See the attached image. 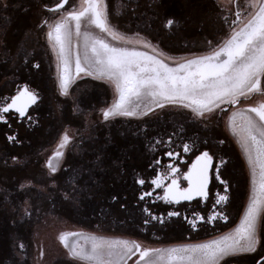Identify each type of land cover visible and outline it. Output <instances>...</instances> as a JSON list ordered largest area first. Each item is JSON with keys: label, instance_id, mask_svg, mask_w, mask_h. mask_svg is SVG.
Listing matches in <instances>:
<instances>
[{"label": "snow or ice", "instance_id": "snow-or-ice-1", "mask_svg": "<svg viewBox=\"0 0 264 264\" xmlns=\"http://www.w3.org/2000/svg\"><path fill=\"white\" fill-rule=\"evenodd\" d=\"M8 7L7 0H0V8ZM42 7L54 19L43 18L36 27L44 31L55 54L61 95H68L69 86L76 78L93 77L114 89L111 104L100 109L105 122L150 114L159 118L166 109L186 114L205 128L226 119V127L239 143L251 174V191L243 215L226 232L202 242L168 248L147 247L136 240L61 232L58 239L65 250V264H244L247 260L251 264H264V101L248 103L253 96L264 97V0H220V3L214 0V13L208 19L219 22L223 35L215 43V38L206 39L207 50L203 53L189 52L180 57L169 55L160 49L159 42L154 44L139 32L132 37L120 32L111 22L114 17L108 0H80L79 4L74 0H55ZM186 7L193 14L200 11L197 0H186ZM175 23L169 17L164 27L170 29ZM33 66L40 67L39 63ZM39 100V94L27 83L17 86L14 95L0 101V121L7 122L6 114L12 111L21 118L26 117L29 107ZM27 119L31 121L33 117L27 115ZM185 134L186 129L181 126L167 134L166 139L155 141L167 146L163 155L169 162L150 180L152 190L141 192L139 199L143 201L145 197H152L155 189H162L163 194L156 193V199L168 203L179 204L195 197L207 200L211 175L220 181L224 191L216 193L207 214L194 212L189 217L179 210H171L165 216L145 206L142 209L146 214L142 220L144 226L154 227L153 222L165 225L166 217L183 216L195 231L200 226L215 228L218 221H229L223 208L229 201V182L221 177V168L228 160L207 148L201 150L200 145H206L207 140L186 139ZM7 139L20 142L15 135H8ZM71 140L65 131L48 157L49 180L45 184H50L51 191L43 188L39 194L50 198L52 191L60 190L56 173ZM218 144H225V140H218ZM189 153L194 159L187 171L181 172L179 164L173 161L184 160ZM154 163L159 166L161 161L156 159ZM181 176L187 181L186 187L179 183ZM87 181H91V175ZM137 183L144 185L145 180L138 179ZM81 184L95 195L94 182L88 183L81 176L71 193H61L63 198L75 200L77 193L86 196L88 193ZM28 185L35 187L31 181ZM19 187L23 190L26 185ZM24 205L25 216L36 210L34 201L29 204L25 200ZM124 207L122 204L121 208ZM16 247L21 252L25 249L23 243ZM44 255L41 248L39 256Z\"/></svg>", "mask_w": 264, "mask_h": 264}, {"label": "flooded vegetation", "instance_id": "flooded-vegetation-1", "mask_svg": "<svg viewBox=\"0 0 264 264\" xmlns=\"http://www.w3.org/2000/svg\"><path fill=\"white\" fill-rule=\"evenodd\" d=\"M113 1V6L116 7L117 0ZM121 1L127 3L121 4ZM128 1H131V5ZM47 3H52V1L49 0ZM200 3L202 2L200 1ZM200 3L198 4L201 5ZM119 4L123 16L124 25L122 26L129 32L126 33L128 36H133L136 32H139L142 37H149L150 35L155 39L153 40L155 43L164 44L167 47L165 51L171 55H178L179 52L187 53L186 51L190 52L196 49L194 48L197 46L196 42L186 45L184 40L186 33L189 36L194 31L192 23L197 18L195 17L196 14H193L186 7V0H120ZM132 10H134V13L130 14ZM43 13L48 14L45 10ZM169 17L174 18L176 23L172 28L166 29L164 24ZM30 33H33L30 34V37L35 41L36 29ZM158 38L160 41L157 40ZM43 39L45 40L44 36H42V41ZM178 41L182 42L179 47L183 49H176L180 44ZM24 45L23 49L16 52V57L15 55L10 56L9 52L0 49V57L11 58V60L0 62V101L4 97L14 95L16 87L25 83L29 85L31 90L39 94L40 100L29 107L24 118L19 117V114L14 111L7 113V122L0 121V133L3 131L1 130L3 126H7L9 129L15 128L14 133L11 135L17 134L19 130L16 129V123L20 122H24L29 128H34L39 124V118L43 116L47 105H52L50 100L54 92V83L50 79H53V76L50 75L51 72H49V68L47 69L44 62L43 50H37L32 42ZM185 47H188L189 50L184 49ZM12 58L16 59L12 61ZM18 58H21L20 65ZM10 61L12 63H9ZM36 63H39V68L33 66ZM94 84L98 86V90L97 88L77 89L81 93H78V97H76L79 105L76 110L83 115V109L80 106L84 108L92 107V110L95 111V115L92 114V117L97 118L96 114L100 112L101 106L109 102L110 93L104 83L94 81ZM76 88L72 86L68 95H71ZM65 100L68 101V104L63 106L64 112L70 107L73 108L70 101ZM71 102L72 104L75 103L74 99ZM85 104L87 106H84ZM167 111L169 112L162 113L159 118L150 114L148 117H117L108 122L97 119L88 123V133L91 132L88 135L78 132L79 138L76 145H74L75 147H68L67 145L64 149L60 170L56 173L60 190L52 191L50 198L47 194H44L47 213L55 214L59 211L63 216L69 217V222L72 223L75 229L80 228L91 233L112 236L114 234L127 235L142 245L153 248L202 242L235 227L239 223V219L248 203L251 191V174L239 143L226 127V119L209 124L205 128L202 123L193 121L186 114L170 113L171 109ZM27 115H31L33 119L29 121ZM90 124H94L96 127L90 126ZM181 126L186 129V139L208 141L206 145H200L201 150L207 148L211 153L224 156L228 160L227 165L221 168V177L229 182L227 193L229 201L223 205L226 214L229 215V221L227 223L218 221L215 228L200 226L193 231L187 221L183 219V216L170 219L166 217L165 225H159L156 222H153L154 227L142 225V220L146 215L142 209L145 206L151 208L157 214L164 213L165 216L167 211L171 210H179L183 215L189 217L194 212L207 214L211 211L216 193L224 191L220 181L214 175H211L207 200L195 197L192 201H181L179 204L168 203L156 199V193L163 194L162 189H155L153 196L145 197L143 201L139 199L141 192L152 190L153 186L150 185V180L169 162V158L163 155L164 151L167 150V146L155 144V141L161 138L166 139L167 134ZM72 127L74 128L73 125ZM98 127H101V129H98ZM61 129L62 127L59 128L55 122H52L51 127L41 134L45 136L46 140L43 143L40 141L39 148L35 151L41 154L43 151L48 150L52 144L56 143ZM5 135L7 137L10 134L6 131ZM15 136H18V134ZM37 136L38 133L34 135L35 138ZM80 136L83 139L82 141H78L81 140ZM220 139H224L225 144L219 145L218 140ZM21 143L20 141L19 144ZM177 143H179L178 140ZM154 144L155 148L153 147ZM156 159L161 161L159 166L154 163ZM193 159L194 155L189 153L184 160H174L173 162L178 163L181 172H183L187 171V166L190 165ZM149 165H152V167H149ZM73 170L75 171L73 172ZM89 175H91V181H87ZM81 176L88 183L94 182L93 192H95V195L88 192L84 184H81L80 187L88 194L85 196L77 193L75 194V200H65L61 193L65 191L71 193L72 186ZM138 179H144L145 184H138ZM46 180H49L48 171L44 182ZM168 182L165 181V183ZM1 183L0 253L10 255L9 264H28L29 258L26 253L30 242L28 241L30 232H26L27 230L21 232V229L30 228L27 225H25L26 227L20 225V207L17 204L20 201V196L25 197L27 195L18 188L10 193L9 189L3 186V182ZM179 183L182 187L187 186V181L182 176ZM46 188L51 191L50 184ZM27 190L26 192L33 200L42 196L39 194L37 187ZM112 196L117 197V199L112 200ZM9 203L14 205L16 209L12 211L9 208ZM122 204L125 205L124 208H121ZM19 243L25 245L23 252L16 247ZM59 245L60 249L58 251L49 252L51 257L47 264H65V250L62 244ZM20 255L23 256V260L18 259ZM46 262V258L41 260V264H46ZM0 264H4L3 261ZM244 264H251V261L247 260Z\"/></svg>", "mask_w": 264, "mask_h": 264}, {"label": "rangeland", "instance_id": "rangeland-1", "mask_svg": "<svg viewBox=\"0 0 264 264\" xmlns=\"http://www.w3.org/2000/svg\"><path fill=\"white\" fill-rule=\"evenodd\" d=\"M48 1L49 0H7L9 7L7 9L0 8V25H3V28H0L1 51L4 49L7 51V53L9 52L8 54H10V56L15 55L16 57V52L23 49L25 47L24 45L25 43L32 42V44L35 45V48L37 50H43L42 53L44 54L43 56L44 62L47 65V69L49 68L48 69L49 72H51L50 75L53 76V79L51 78L50 80H52L54 83V92L52 93L50 100L52 105L49 104L47 105V109L45 110L43 116L39 118L40 121L39 124L34 128H29L24 122L16 123L17 126L16 129L19 130V131L17 130L18 136H16V139L21 141L22 142L21 144L15 141L10 142L5 135L6 131L10 135L13 134L15 128L9 129L7 126H3V129H1L3 131H1L0 133V184H2L1 182H3V186L5 188H8L10 193L15 191L17 188L22 192L28 193L26 192L28 191L27 189L33 188L31 185H28V181H31L32 185L37 187V189L39 190L46 188L47 185L44 182L48 171L46 168V161L48 157L52 155V152L55 150L56 145L59 142L63 132L67 131L69 136L72 137V140L69 142L68 147L69 146L73 147L74 145H76V141L79 138L78 132H83V135H88L91 131L88 133L89 127L87 124L96 121L97 119H99V121L103 120L100 112L96 114L97 118L92 117V114L95 115V111L92 110L93 109L92 107L84 108L83 106H80L83 109V115L79 114L80 112L76 110V108L79 107V105L77 104L78 101L76 97H78V93H81L79 90H77L78 88H83L88 90L90 88H97L98 90V86L94 84V81L104 83L105 85H107L108 87L107 90L110 93V100L104 106H101V108L107 107L109 104H111L115 95L114 89L110 84L104 81L96 80L93 77H85L83 79L76 78L74 82L69 86V92L71 91L72 86L77 87L72 92V94L67 96L61 95L59 83L57 80L55 54L52 52L51 46L47 41L44 31H40L36 27L37 24L40 22V20L43 18L47 17L54 19V16H52V14L43 13L44 9L42 5L44 3H47ZM51 1L52 3L55 2V0H51ZM119 1L120 0H117L116 7H114L113 6L114 1L108 0L110 6V13L114 17V19H112L111 22L115 27H117V29L121 30L120 32L127 35L126 33L129 32H127L125 28H123L122 26L124 24H123V16L121 15L122 11L120 10L121 5L119 4ZM200 1L202 3H200ZM74 2L76 4H79L80 0H76ZM123 3H127V2L121 1V4ZM128 3L131 5V1H128ZM197 3L201 4L199 11L201 15L198 16V18H195V22L192 23L193 24L192 27L194 31L191 32L189 36L187 35L188 33H186L184 40L186 45L192 44V42H196L197 46L194 47L196 49L190 52L200 54L207 50V46L205 44L206 39L215 38L214 39V43H215L216 40H218L223 35V33L220 31V24L218 21L208 19V17L213 16L214 13V0H197ZM216 3H220V0H216ZM35 29L37 36L35 38V41H33L30 37L31 36L30 34L33 33L30 32L31 31L33 32V30ZM83 30L84 28L82 26V31ZM89 30H93V29H89ZM94 31H98V30H94ZM38 34L40 35L38 36ZM42 36L45 37V40L43 39V41H42ZM147 38L152 40V42L155 44V42L153 41L155 39L153 37H150L149 35V37ZM157 40L160 41L159 38ZM179 43L180 44L178 45V47H176L177 50L183 49L179 47L182 42ZM5 45L7 47H5ZM159 47L163 51L167 50V47L164 44H159ZM184 49H188V47H185ZM186 52L187 53L179 52L180 54L172 55V56L175 57L187 56L189 52L188 51ZM14 59L16 58H12V61ZM20 59L18 58L19 65H20ZM5 60H11V58L0 57V62L1 61L5 62ZM12 61H10L9 63H12ZM77 83L79 84L76 86ZM65 99L69 100L70 104L73 105V108L71 107L68 108L66 112L63 111V106L68 104V101H66ZM72 99H74L76 104L75 103L72 104L71 102ZM261 101H264V97L253 96L248 101V103H257ZM84 106L87 105L85 104ZM167 110L168 109L164 110L163 113L169 112ZM170 113L180 114V112L174 110H172ZM52 122H55V124L59 128L62 127L57 137V141L56 143L52 144V146L48 150H46L45 152L43 151L41 154H38V152L35 151V149L39 148V145L41 143L40 141H42L43 143L46 140L45 136L41 134L45 133V131L51 127ZM72 125L74 126V128L72 127ZM90 126L96 127V125L94 124H90ZM98 129H101V127H98ZM37 133L38 136L37 138H35L34 135H36ZM17 134L15 133V135ZM82 140L83 139L78 141H82ZM75 152L77 153V151ZM13 157H16V159L14 160ZM62 160L63 157L61 158V161ZM53 163L54 164L56 163L55 159L53 160ZM21 184L26 185L25 189L23 190L20 189L19 186ZM25 200H27L29 204H32L33 201L35 202L36 210L31 211L30 216H25L23 214V208L25 207L24 205ZM45 201L46 198L44 194L41 197L40 196L36 197V200H33V198L30 197V195L28 194L25 197L20 196V201L19 203H17L18 206L20 207L19 208L20 225H24V226L27 225L30 228L28 229L25 226L26 227L25 229H21V232H23L24 230L25 231L27 230L26 232L28 231L30 232L28 238V241L30 242L26 253L27 257L29 258L28 264H41V260L44 258H46L47 261L46 264H47L49 258L51 257L49 252L54 253L55 251H58L60 249L59 244L61 243L58 237L61 232H82L86 236L88 234H95L96 236L133 240L129 236L122 234H114L112 236L108 234L91 233L85 229H80V228L75 229V227L72 226V223L69 222L70 220L69 217L63 216L62 214H60L59 211H57L58 213L55 214L47 213ZM9 205H10L9 208L12 211L16 209L14 205L10 203ZM80 242L82 244L85 243L83 239H81ZM41 248H43L45 253V255L42 258L39 256V251ZM9 259H10V255H8V253L5 254L2 252V254L0 255V262L3 261L4 264L5 263L9 264L8 263ZM18 259L23 260V256L20 255ZM129 264H131V262H129Z\"/></svg>", "mask_w": 264, "mask_h": 264}, {"label": "crops", "instance_id": "crops-1", "mask_svg": "<svg viewBox=\"0 0 264 264\" xmlns=\"http://www.w3.org/2000/svg\"><path fill=\"white\" fill-rule=\"evenodd\" d=\"M179 245V244H177ZM171 246H175V245H167V246H161V247H155V248H168V247H171Z\"/></svg>", "mask_w": 264, "mask_h": 264}, {"label": "trees", "instance_id": "trees-1", "mask_svg": "<svg viewBox=\"0 0 264 264\" xmlns=\"http://www.w3.org/2000/svg\"><path fill=\"white\" fill-rule=\"evenodd\" d=\"M201 14L200 13H198V15H195V17H197L198 18V16H200Z\"/></svg>", "mask_w": 264, "mask_h": 264}]
</instances>
